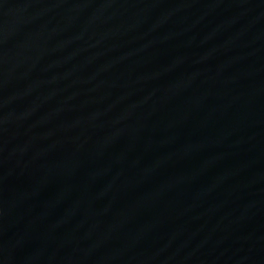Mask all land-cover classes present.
<instances>
[{
    "label": "water",
    "instance_id": "95a60500",
    "mask_svg": "<svg viewBox=\"0 0 264 264\" xmlns=\"http://www.w3.org/2000/svg\"><path fill=\"white\" fill-rule=\"evenodd\" d=\"M0 264H264V0H0Z\"/></svg>",
    "mask_w": 264,
    "mask_h": 264
}]
</instances>
